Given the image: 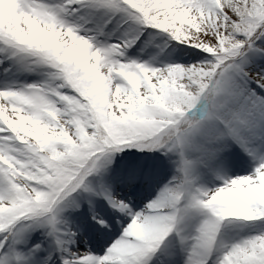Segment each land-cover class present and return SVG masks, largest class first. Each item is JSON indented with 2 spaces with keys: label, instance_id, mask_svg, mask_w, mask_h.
Here are the masks:
<instances>
[{
  "label": "snow or ice",
  "instance_id": "1",
  "mask_svg": "<svg viewBox=\"0 0 264 264\" xmlns=\"http://www.w3.org/2000/svg\"><path fill=\"white\" fill-rule=\"evenodd\" d=\"M0 264H264V0H0Z\"/></svg>",
  "mask_w": 264,
  "mask_h": 264
}]
</instances>
